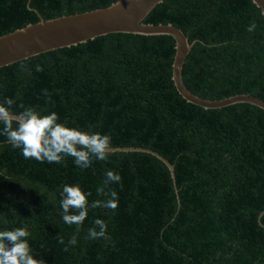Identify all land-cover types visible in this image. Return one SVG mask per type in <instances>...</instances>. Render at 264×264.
Wrapping results in <instances>:
<instances>
[{
    "label": "trees",
    "instance_id": "16d2710c",
    "mask_svg": "<svg viewBox=\"0 0 264 264\" xmlns=\"http://www.w3.org/2000/svg\"><path fill=\"white\" fill-rule=\"evenodd\" d=\"M116 1L0 0V36ZM143 23L171 24L193 43L181 74L194 95L264 100V16L252 0H163ZM174 56L171 36L110 33L0 68V102L14 100L12 112H55L69 128L111 137L107 160L81 169L70 156L25 159L0 135V231L26 228L45 264H264V110L188 103L172 81ZM120 148L158 153L174 181L155 156L111 151ZM106 170L121 181L97 195ZM65 184L90 192L89 205L115 191L118 207H89L77 233L62 220ZM95 219L107 239L86 238Z\"/></svg>",
    "mask_w": 264,
    "mask_h": 264
},
{
    "label": "clouds",
    "instance_id": "9594fccd",
    "mask_svg": "<svg viewBox=\"0 0 264 264\" xmlns=\"http://www.w3.org/2000/svg\"><path fill=\"white\" fill-rule=\"evenodd\" d=\"M119 6V5H116ZM255 23L250 24L248 31L255 30ZM43 69L37 65L36 71ZM47 96V90H44ZM15 101L5 98L0 102V135L7 138L14 149H20L25 159H35L40 163H60L64 157L70 156L76 167L87 169L92 164V157L96 160L106 161L110 152L111 137L107 134L88 133L77 128H69L58 123L59 117L55 112L42 115L31 107L19 105L22 111L12 112ZM15 125V126H14ZM118 173L106 170L103 186L96 189L97 195H104V188L109 183H120ZM79 185L62 186L60 191V208L62 220L71 226L83 224L88 216L89 207L115 210L118 207V196L115 191L107 193L109 198L94 200L91 205L88 196ZM94 227L87 231V239H107V225L103 220L95 219ZM97 228L99 231H97ZM30 233L26 228L18 227L13 230L0 231V264H45L43 259L35 258L28 243ZM58 243L64 244L63 237H57ZM68 244L75 246L77 236L74 234ZM68 248L65 247L64 251Z\"/></svg>",
    "mask_w": 264,
    "mask_h": 264
},
{
    "label": "water",
    "instance_id": "95a60500",
    "mask_svg": "<svg viewBox=\"0 0 264 264\" xmlns=\"http://www.w3.org/2000/svg\"><path fill=\"white\" fill-rule=\"evenodd\" d=\"M163 0H117L111 5L29 24L0 36V68L45 53L75 46L110 33H128L145 36L166 35L175 41L172 81L177 92L188 103L204 109L223 108L234 104H251L264 110V100L239 94L220 100L200 98L191 93L182 81V67L192 48L184 33L171 24H145L144 18ZM264 16V0H252ZM119 5V6H116ZM138 151L149 153L161 160L174 181L173 166L158 153L143 148H120L111 151Z\"/></svg>",
    "mask_w": 264,
    "mask_h": 264
}]
</instances>
